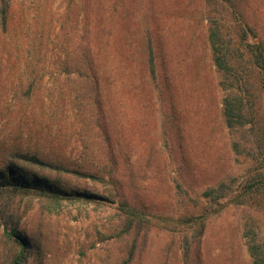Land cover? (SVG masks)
<instances>
[{"label":"rangeland","instance_id":"374dc122","mask_svg":"<svg viewBox=\"0 0 264 264\" xmlns=\"http://www.w3.org/2000/svg\"><path fill=\"white\" fill-rule=\"evenodd\" d=\"M226 17L221 0L13 1L0 32V165L35 154L42 175L93 195L49 209L2 195L0 264L19 251L10 219L29 239L24 264H251L250 248L264 253L263 90L235 89L214 65L208 24L228 33ZM148 41L156 75L128 87L120 46L147 60ZM229 55L243 72L242 49ZM230 90L251 121L226 125ZM124 200L138 219L128 230Z\"/></svg>","mask_w":264,"mask_h":264},{"label":"trees","instance_id":"16d2710c","mask_svg":"<svg viewBox=\"0 0 264 264\" xmlns=\"http://www.w3.org/2000/svg\"><path fill=\"white\" fill-rule=\"evenodd\" d=\"M13 1L0 0L1 33L7 29ZM221 3L226 8L228 14V17L225 19L229 30L228 33H225L223 24L217 22V19H212L210 24H208L207 40L212 51L213 63L218 70L231 79L230 86L233 84L235 89L243 88L244 86L249 91V87L253 88L252 83H254V87L257 90H263L262 97L264 98V0H221ZM249 5L253 7L254 11H249ZM227 36V40L222 38ZM226 41L228 42L227 46ZM151 45V42L148 41V58L147 60H143L139 52H136V46L131 45L128 48V45L126 47V44H121V53H119L120 51L118 52L119 55L118 57L116 56V60L119 63L117 66L123 67L122 70L126 72L128 87L136 82H142L148 76L153 77L156 75V61L154 60L155 55L153 54V47ZM240 49H242L243 55H245L244 62L247 64L243 72L235 70V61L237 59H234L233 62V57L229 55L231 51ZM89 61L91 62V60ZM85 63L87 64V61ZM100 63L96 62L95 67H102ZM24 64L27 65L26 62ZM100 71L103 72V70ZM97 74L99 75L98 71ZM167 77L166 73L165 78ZM97 81L99 82L100 80L94 77L92 83L96 85ZM27 82V87H31L33 79L28 77ZM99 84H101V81ZM29 89L27 88L26 90L27 96L30 91ZM230 91H232L230 95L225 96L222 100V110L226 125L234 126L242 124L244 121L241 120L242 118L245 119V122L251 121V116L248 117L246 115L243 98L235 94V91ZM42 166H48V164L35 154L23 151H11L10 160L0 165V197L2 195H7L8 197L16 195L38 197L43 201L44 207L49 209V207H60L64 198H69L73 195L76 198L83 199H88L93 195L90 192L67 191L63 189L56 179H50L39 172L38 168ZM66 171L75 176L96 178L93 174L80 170L66 169ZM261 179L257 190L264 193V178L262 177ZM120 208L125 214V230L130 229L133 223H138L137 212L127 201H121ZM138 215L140 216V213ZM122 221H120V225ZM10 223L12 226L8 225L6 227H10L11 231L8 232L6 230L5 235L15 246L19 247V251L15 254L14 260L9 264H24L27 259L26 249L29 239L18 232L16 222L10 219ZM250 255L252 256L251 264H264V253L261 252L259 247L250 248Z\"/></svg>","mask_w":264,"mask_h":264}]
</instances>
